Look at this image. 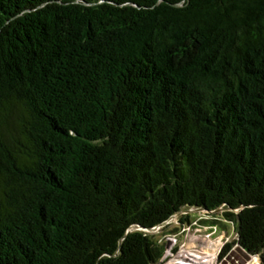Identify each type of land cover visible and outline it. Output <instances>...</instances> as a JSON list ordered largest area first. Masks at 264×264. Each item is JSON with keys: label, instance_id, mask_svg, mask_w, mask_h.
<instances>
[{"label": "trees", "instance_id": "obj_1", "mask_svg": "<svg viewBox=\"0 0 264 264\" xmlns=\"http://www.w3.org/2000/svg\"><path fill=\"white\" fill-rule=\"evenodd\" d=\"M190 208L264 264V0H0V264H157Z\"/></svg>", "mask_w": 264, "mask_h": 264}, {"label": "rangeland", "instance_id": "obj_2", "mask_svg": "<svg viewBox=\"0 0 264 264\" xmlns=\"http://www.w3.org/2000/svg\"><path fill=\"white\" fill-rule=\"evenodd\" d=\"M224 210L186 209L185 221L181 222V213L149 230L165 246L157 264H259L257 255L239 248L234 223L225 219Z\"/></svg>", "mask_w": 264, "mask_h": 264}, {"label": "clouds", "instance_id": "obj_3", "mask_svg": "<svg viewBox=\"0 0 264 264\" xmlns=\"http://www.w3.org/2000/svg\"><path fill=\"white\" fill-rule=\"evenodd\" d=\"M163 224H164V223H163ZM163 224H162V225H163ZM160 226H161V225H160ZM155 228H156V227H155ZM155 228H152V229H155ZM152 229H148V230H146V231H149V230H152Z\"/></svg>", "mask_w": 264, "mask_h": 264}, {"label": "water", "instance_id": "obj_4", "mask_svg": "<svg viewBox=\"0 0 264 264\" xmlns=\"http://www.w3.org/2000/svg\"><path fill=\"white\" fill-rule=\"evenodd\" d=\"M145 230H148V229H145ZM129 231H132L131 229ZM240 249H242L241 247H239Z\"/></svg>", "mask_w": 264, "mask_h": 264}, {"label": "bare ground", "instance_id": "obj_5", "mask_svg": "<svg viewBox=\"0 0 264 264\" xmlns=\"http://www.w3.org/2000/svg\"><path fill=\"white\" fill-rule=\"evenodd\" d=\"M208 256V255H207ZM203 264V263H202Z\"/></svg>", "mask_w": 264, "mask_h": 264}]
</instances>
